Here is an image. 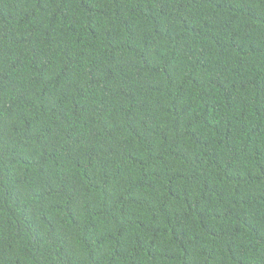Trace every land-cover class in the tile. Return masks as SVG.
<instances>
[{
  "label": "trees",
  "instance_id": "1",
  "mask_svg": "<svg viewBox=\"0 0 264 264\" xmlns=\"http://www.w3.org/2000/svg\"><path fill=\"white\" fill-rule=\"evenodd\" d=\"M0 264H264V0H0Z\"/></svg>",
  "mask_w": 264,
  "mask_h": 264
}]
</instances>
